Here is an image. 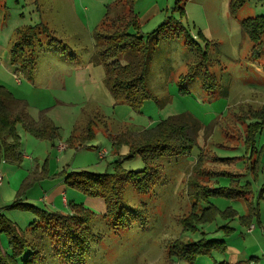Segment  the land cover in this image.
I'll return each mask as SVG.
<instances>
[{
  "label": "rangeland",
  "instance_id": "374dc122",
  "mask_svg": "<svg viewBox=\"0 0 264 264\" xmlns=\"http://www.w3.org/2000/svg\"><path fill=\"white\" fill-rule=\"evenodd\" d=\"M122 2L0 0V44L8 51L21 27L41 22L47 23L62 42H51L47 35H39L37 69L32 82L0 57V86L25 100L34 119L51 108L48 116L53 114L51 120L59 129L58 137L48 141L34 137L21 123L17 124L19 147L16 153L21 157L14 161L0 159L3 178L0 212L25 236L29 245L24 257L37 252L40 264H66L67 259L61 256L64 252L57 242L59 230L45 225L32 227L40 221L38 210L73 215L78 210L75 206L94 214L78 225L80 232L89 237L84 264H164L172 241L195 242L205 236L226 241L227 251L199 257L195 263L179 261L176 264H216L236 254L240 261H247L249 251L244 248L249 245L250 236L242 231L239 218L246 213V202L216 193L198 198L189 193L188 183L199 155L210 152L214 158L222 160L208 163L215 169L203 170V173L211 171L210 186L227 188L241 179V184L251 186L255 202L258 200L259 188L264 184V128L256 136L255 148L247 149L246 134L245 141L231 139L228 142L221 131L224 129L221 122L230 109L240 104L252 109L264 106V49L261 57L254 59V44L240 25L241 20L264 15V0H247L235 15L230 12V0H183L180 6L186 15L180 14L177 0H137L134 12L144 35L167 19H174L180 23L177 31L183 35L189 32L210 59L209 66H201L188 78L186 75L200 59L199 53L185 38L162 40L147 71V84L156 97L139 110L112 98L104 83L105 69L95 55L97 25L107 12L111 16L121 13ZM205 73L213 76L211 80ZM54 77L62 79L66 85L49 86ZM181 114H191L204 127L215 125L210 139L201 131L198 145L191 154L157 160L147 172L149 175L143 177L148 183L151 175L159 172V179L147 193L139 192L131 182L122 183L118 199L120 212L127 213V220L113 221L112 216H105L108 207L102 197L90 196L66 181L67 176L76 171L114 173L119 167L142 171L146 167L142 157L133 154L129 144L117 149L111 136L123 130H149L168 117ZM89 120L95 124V136L87 142L89 148L78 149L72 144L73 133L86 128ZM250 123L248 119L244 121L246 127ZM240 131H243L242 126ZM60 145L65 148L60 150ZM104 148L106 156L100 158L99 152ZM257 157L260 168L253 178L250 167ZM236 165L241 168L239 172ZM224 172L244 176L237 179ZM149 186L151 184H147ZM63 198L68 200L67 205ZM109 198L114 206L115 200ZM15 203L19 206L14 207ZM193 203L200 211L213 205L223 213L213 222L199 225L194 232H184L181 220L188 216ZM26 205L34 208H25ZM259 206L264 216V200ZM229 208L235 210L237 216L223 215ZM224 228L235 231L227 234ZM2 244L10 250L6 236H2ZM227 262L235 264L229 259Z\"/></svg>",
  "mask_w": 264,
  "mask_h": 264
},
{
  "label": "trees",
  "instance_id": "16d2710c",
  "mask_svg": "<svg viewBox=\"0 0 264 264\" xmlns=\"http://www.w3.org/2000/svg\"><path fill=\"white\" fill-rule=\"evenodd\" d=\"M122 1V12L115 16H111L110 12H107L95 29V55L97 62L103 64L105 69L104 83L112 98L116 102L126 103L131 108L139 110L145 102L156 97L147 84V71L152 57L162 40L185 38L189 46L199 53L200 59L186 75L188 78L194 76L195 71L199 70L201 66L208 65L210 59L207 51L202 50L201 45L192 38L189 32L185 31L183 35V33L177 31V28H180V23L173 21L174 19H167L158 28L144 35L141 32L139 17L134 12V4L137 0ZM181 1L183 0H177V9L181 10V15H186L185 9L180 6ZM246 1L230 0L231 14L235 15L245 5ZM240 25L243 33L254 44L252 57L259 59L264 49V15L241 20ZM41 34L47 35L51 42L62 43L49 26L41 22L34 26L21 27L17 32L16 41L9 48L11 63L18 66L17 71L31 82L35 78L37 69L36 50L38 45H40L38 37ZM198 35L201 36V34ZM206 77L211 80L213 76L207 74ZM247 119L251 121L248 127L244 124ZM254 120L257 121L253 122ZM20 123L26 132L38 139L54 141L58 137L59 129L47 117L46 111L40 112L39 118L35 120L30 115L29 105L25 100L16 97L11 91L0 86V159L3 157L13 161L20 159V154L16 153L19 147V136L16 126ZM87 124V127L82 129V131L76 133L74 131L73 133L72 144L76 145L78 149L89 148L87 142L95 136L93 120H89ZM221 125L224 128L221 131H224L227 137L226 141L230 142L229 140L232 139L239 142L240 140L245 141L246 138V143L249 145L246 148H255L253 146L255 145L256 136L264 128V106L252 109L250 106L246 107L240 104L238 107L230 109L228 116L223 118ZM239 125L242 126L243 131H240L241 126ZM214 126L204 127L191 114H181L170 116L149 130L137 132L123 130L111 136L115 147L118 149L123 144L131 145L132 153L135 155L139 154L146 163L145 169L134 172L126 171L119 167L114 173H94L87 170L76 171L69 174L66 181L90 196L102 197L108 207L105 216H112L113 221L123 220V218L127 220V213L120 212L121 203H119L118 197L121 184L131 182L139 192L147 193L149 189L155 186L156 179H159V172L157 170L154 175H151V180L148 183L144 182L143 177L155 166L156 161L162 157L191 154L192 150L198 145L201 131H204V136L208 140L215 129ZM245 134L246 137L244 138ZM130 157H133L132 154H130ZM253 157L254 155L251 160ZM216 160H218L217 162L222 161L214 158L210 152H204L199 155L193 167L192 178L189 179V193L198 198H204L211 193H216L234 200H243L246 202L247 211L243 216L239 217L241 226L249 228L252 224H255L261 227L259 202L264 200V184L259 188V196L256 202V199L252 198L253 190L251 186L248 183L241 184L239 182L240 179H238L241 176L237 172L236 174L224 172L226 175L237 177L238 179L232 183L231 187L214 189L210 186V182H212L211 178H209L211 171L203 173V170L215 169V167H212L213 165L208 166V163L210 165ZM224 161L230 163V160ZM250 168L253 178H256L260 168L258 157L253 160ZM147 184H151V186L147 187ZM109 197L115 200L114 206H112ZM15 206L18 207L19 204L15 203ZM32 207L25 206V208ZM75 207L78 210L73 215L38 210L40 221L38 223L35 222L32 226L36 229L45 225L47 228L51 227L60 231V234L56 235L57 242L62 247L60 250L64 252L61 256L67 259L66 264H84L83 260L89 247V237L80 232L78 225L82 222H87L90 219L89 215L94 216L92 212L83 210L81 206ZM191 207L188 216L181 220L184 232H194L199 225L211 223L217 218L219 213H223L213 205L204 208L202 211L198 209L196 203H193ZM120 214L121 216L119 217ZM226 214L237 216V212L230 208L223 215L226 216ZM224 229L227 234L235 231L231 228ZM2 236H6L8 239L9 251L2 244ZM28 245L23 233H20L16 225L0 212V264H40L41 260L37 252L30 253L24 257ZM216 251H227L226 241L211 240L206 236L195 242H185L182 239H176L169 246L164 264H176L179 261L195 263L197 258L211 256ZM216 264L229 263L222 261Z\"/></svg>",
  "mask_w": 264,
  "mask_h": 264
},
{
  "label": "crops",
  "instance_id": "0c3cea01",
  "mask_svg": "<svg viewBox=\"0 0 264 264\" xmlns=\"http://www.w3.org/2000/svg\"><path fill=\"white\" fill-rule=\"evenodd\" d=\"M117 14H119V13H117ZM0 57L3 58L4 60H6L8 63H11L10 54H9L8 49H6L1 44H0ZM13 67H14V71L17 72V66L13 65ZM77 75L79 78L80 74L78 73ZM50 85H55V86L61 87V86H65L66 82L63 81L62 79L58 78V77H54L50 81L49 86ZM50 109L51 108H48L46 110V115H47V117H49L51 119L53 114L48 116V114L51 112ZM35 120H37V119H35ZM106 152L107 151L105 148L103 150H101L99 152L100 158H105ZM236 168H237V170H236L237 172H239V170H241L239 165H236ZM240 176L243 177L244 174L242 173V175H240ZM63 202L65 205H67L68 200L66 198H63ZM246 211H247V209H246ZM242 231L244 232V234L246 233L247 236H250L249 237V245L244 248V250L246 252L249 251L248 255H247L249 257V259L247 261H240L238 254H236V255L226 256L227 261L229 259L230 262L235 263V264H249V263H251V264H264V216L262 215V213H261V227L255 225V224H252L249 228H243L242 227Z\"/></svg>",
  "mask_w": 264,
  "mask_h": 264
},
{
  "label": "built area",
  "instance_id": "2783aa9c",
  "mask_svg": "<svg viewBox=\"0 0 264 264\" xmlns=\"http://www.w3.org/2000/svg\"><path fill=\"white\" fill-rule=\"evenodd\" d=\"M60 148V150H63L65 147H63V145H60L59 146ZM2 181H3V178H2V176L0 175V185L2 184ZM249 264H251V263H249Z\"/></svg>",
  "mask_w": 264,
  "mask_h": 264
}]
</instances>
